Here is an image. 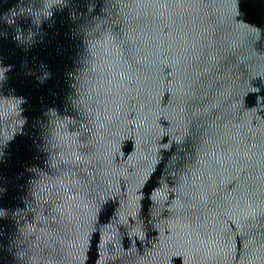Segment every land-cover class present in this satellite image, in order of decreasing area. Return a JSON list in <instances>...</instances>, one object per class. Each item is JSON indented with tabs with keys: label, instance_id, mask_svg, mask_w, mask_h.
Returning <instances> with one entry per match:
<instances>
[{
	"label": "water",
	"instance_id": "obj_1",
	"mask_svg": "<svg viewBox=\"0 0 264 264\" xmlns=\"http://www.w3.org/2000/svg\"><path fill=\"white\" fill-rule=\"evenodd\" d=\"M0 264H264V0H0Z\"/></svg>",
	"mask_w": 264,
	"mask_h": 264
}]
</instances>
